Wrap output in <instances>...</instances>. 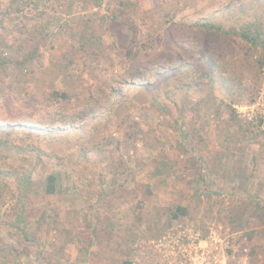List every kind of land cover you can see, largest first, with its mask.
<instances>
[{
  "label": "rangeland",
  "instance_id": "obj_1",
  "mask_svg": "<svg viewBox=\"0 0 264 264\" xmlns=\"http://www.w3.org/2000/svg\"><path fill=\"white\" fill-rule=\"evenodd\" d=\"M0 58V264H264V0H0Z\"/></svg>",
  "mask_w": 264,
  "mask_h": 264
},
{
  "label": "trees",
  "instance_id": "obj_2",
  "mask_svg": "<svg viewBox=\"0 0 264 264\" xmlns=\"http://www.w3.org/2000/svg\"><path fill=\"white\" fill-rule=\"evenodd\" d=\"M254 27H249V26H245L244 28H242L241 30H232L229 28H225L220 24H217L214 21L211 20H205L201 23H199V28L204 29V30H209V31H216V32H221L224 34H233V35H239L241 36V38H243L244 40H246L247 42H249L251 45L255 46L258 45L259 42L263 41V39L261 38V33L260 30L258 29V27L256 26V24H254ZM2 58H0V63L4 64L6 61L5 60H1ZM260 67L264 69V60H260ZM6 128H15L14 125L12 126H4L2 124H0V129H6ZM57 181V177L56 174L51 173L47 176L46 178V190L49 193H53L54 189H55V183ZM181 210L183 211L184 209L181 208ZM125 264H131V262H126Z\"/></svg>",
  "mask_w": 264,
  "mask_h": 264
}]
</instances>
